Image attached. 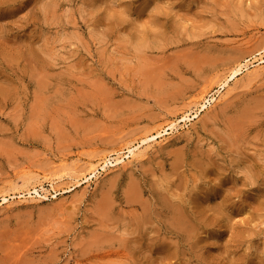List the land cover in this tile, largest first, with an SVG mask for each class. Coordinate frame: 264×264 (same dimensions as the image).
<instances>
[{
	"label": "rangeland",
	"instance_id": "obj_1",
	"mask_svg": "<svg viewBox=\"0 0 264 264\" xmlns=\"http://www.w3.org/2000/svg\"><path fill=\"white\" fill-rule=\"evenodd\" d=\"M263 56L264 0H0V264H264V64L181 122Z\"/></svg>",
	"mask_w": 264,
	"mask_h": 264
},
{
	"label": "bare ground",
	"instance_id": "obj_2",
	"mask_svg": "<svg viewBox=\"0 0 264 264\" xmlns=\"http://www.w3.org/2000/svg\"><path fill=\"white\" fill-rule=\"evenodd\" d=\"M253 59H256V56ZM254 64H259V65L260 64H264V56L262 58H260V59H257V61L255 60L254 62H251V60H246V61L244 60V63H240L237 66H235L230 71L228 76L226 78H224V80L219 84V86H218L219 89L216 92L212 93V94H210V93L207 94L198 103L197 109L194 112H190V113L186 114L185 116H183L181 122L188 123V122H192L193 120L198 119L199 116L203 112L208 110V108L211 107L216 102L218 96H220L222 94V92L225 91V89H227L229 87V84L231 82H233L237 77H239V76L243 75L244 73L248 72L251 68H256V65H254ZM217 94H218V96H216ZM166 128H167L166 130L163 129L162 131L157 132L154 136L146 137L145 139H143L138 144V146L128 147L125 152L124 151L123 152L120 151L121 153H116L114 157L110 156L109 158H107L104 161L101 170L105 171L108 167H115L118 164L123 163L126 159L135 158V156L137 155L136 153L141 148H143L144 146H147L148 143L153 142V141H155L158 138H161V137H164L166 135L172 134L176 127H175L174 124H170V125H167ZM170 131H171V133H170ZM97 171L98 170H96V169L91 171L90 172V175H91L90 178L96 177V175L98 174ZM49 183L51 185V188L55 189V186L57 184V180H52ZM33 194H36L37 196L40 195L38 191H35L34 193H32V192L30 193V191L27 193V191H26V195H24L23 193H17V194H13V195H4V196H2L0 198V207H2L4 205H8L11 202V200H13V199H17V198L18 199H26V197L28 198V196L32 197ZM16 196H17V198H16ZM32 200H34V199H32Z\"/></svg>",
	"mask_w": 264,
	"mask_h": 264
}]
</instances>
